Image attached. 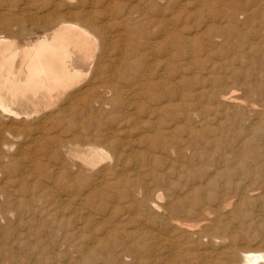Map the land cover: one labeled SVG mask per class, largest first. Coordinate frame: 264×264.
Instances as JSON below:
<instances>
[{"label": "rangeland", "instance_id": "obj_1", "mask_svg": "<svg viewBox=\"0 0 264 264\" xmlns=\"http://www.w3.org/2000/svg\"><path fill=\"white\" fill-rule=\"evenodd\" d=\"M0 1H1L0 22L7 26L6 32L5 30H0V35L1 32L5 36L9 34L8 36H10L11 38L13 37V39L17 37L16 38L17 41L21 39L19 42L22 41V38L34 39L36 37L41 36L42 29H40V27L42 22L45 20L44 17L46 15H48L47 16L48 18L52 19L51 16L54 15L53 13L56 9L57 11L59 10V13H63V12L66 13V12L75 11V8L77 7V5H75L77 4L76 2L77 0H75V2L70 1V3L67 0L65 1L64 0H56V1L28 0L30 2L25 0H0ZM91 1H92V5L90 4ZM108 1L109 0H103V1L95 0L96 2L95 3L94 0H83V3H85V8H82L83 10L76 9V12L79 15H76L74 18L71 17L72 21L74 22H80L79 19L87 15L88 17L93 16L92 18L94 20L95 19L98 20V18H100L101 20L106 21L108 28L110 25L111 27L113 26L112 29L109 28L113 35L115 33L120 34L122 32H123L122 34L126 35V37L122 35L123 37L121 36L120 40H115L117 42L116 48H115L116 42L112 41L111 46L108 48L110 51L109 53L110 55L109 57H107V59L105 58L103 60L98 58L97 60V57L100 52V48H98V50L96 51V55L93 63L95 65H98L101 62L100 63L101 65L100 64L99 65L101 66L102 70H100L101 68L98 70L96 74L97 79L94 81L92 80L94 73V69L92 67V70L88 72L89 74H87L89 77L86 75L85 79L81 80L80 83L81 86L76 88L77 90H79L77 91V93L79 92V95H81V101L77 105L78 108L75 112L76 114H74V117L72 118L73 120L75 119L74 121L76 122V124L82 127L83 130L82 134L84 137H88L92 140H95V144L98 143L97 144L98 146L107 150L108 153L110 154L112 153L111 155L109 154L111 159L109 161L104 162L105 164L104 163L99 164L97 167H95L93 172L99 170H105L108 166L109 169L113 170V172H111L113 174L107 177L106 179H104L103 183L100 184L91 183L89 181L90 179L87 172H85L83 169L78 168L77 164L71 163L68 157L63 156V154L61 153L58 154L59 152L57 148L52 144L51 140L49 139L50 136H52L53 134H54L53 136L57 135L58 128L57 127L54 128L52 124L49 122H47V124L42 126L40 122L44 120L45 114L35 115V116L29 115L26 117L24 116L23 111L18 110L17 113H19V115L15 119H12L13 122L12 125L13 127L21 130L22 138H19L21 139V141L17 139L14 142H12L13 145L9 154L0 152V159L2 165L3 166L10 165L11 168V165L13 164L16 165V167L18 168L19 167L23 168L21 166H28L29 161H32L34 159L33 161L34 163H36L37 166L36 168L34 167L33 168L30 167L31 169L29 168L32 171L30 176L26 179L25 185L28 186L30 192L23 194L24 200H22L23 202L21 207L15 211L16 213L12 212L11 216L9 217L7 216L5 218L2 217V215L0 214V264H13V263L14 264H32V263L33 264L34 263L68 264L69 261L71 264L74 263L75 264H86V263L87 264H93V263L94 264H201V263L207 264L208 262L214 263V261H216V259L218 258L217 255L220 252H239V251L253 250V249L255 250L264 249V201H263L264 199L259 198L257 201H254V203L253 201L250 202L246 199H242L238 203V205L242 203L241 206H237L235 204L237 203V196L239 195L238 194L239 190H237V186L242 187L243 189L245 188L246 190L258 189V193H260L259 195L263 196L264 194V186L261 187V183H259L258 181H257L258 184L255 183V181H253L252 183V181L245 178L244 175H239L240 173L238 172V167H237V156H235V154H237V132H238L237 128H241L243 122L252 115L250 110L252 108L255 109L257 112L256 117L260 119L261 122L264 121V117H263L264 109L263 107L261 108V106L264 105V38H263L264 35L260 34L259 32L260 29H262L260 28L261 25L264 29V20L260 21L259 19V14H262L261 12H264V0H159V1L155 0L157 2L154 3L151 2L152 0H140V1L111 0L110 2ZM127 2H128V6H126ZM115 3L118 5H116ZM119 3L120 4L124 3V4L123 5L121 4L122 5L121 6ZM14 4L17 6H15ZM39 4H43V5H39ZM53 4H55L56 6H54ZM148 5L149 6L151 5L150 7H155L154 10L153 8L148 7ZM125 6L126 8H124ZM8 8L10 10H8ZM102 9L105 10V12L107 11L108 13H105ZM128 9H130V11ZM131 10L132 11L135 10L136 11V12L134 11L135 13H137L138 11L140 12L139 14L138 13L134 14L132 13ZM118 11H120L121 13ZM102 13L104 14L102 15ZM80 14H82V16ZM1 17L3 18L1 19ZM21 17L23 18L21 19ZM47 17L46 20L50 21L51 19H48ZM229 19H231L230 22ZM15 20L18 22L19 25H21L22 31L24 32V36H19L18 34L19 32L15 30L16 29ZM136 20H138L137 22L139 23H136ZM116 21L118 23H116ZM259 21L263 22V24L259 23ZM110 22L112 24H110ZM256 22L259 24H257ZM29 23H31L30 24L31 26H29ZM135 23L136 25H134ZM117 24L119 26L120 25L122 26L119 27ZM126 30H129V32ZM255 30L257 31L255 32ZM126 40L127 41L130 40L131 44H129ZM135 40L136 41L142 40V41H140L141 43H139V41L137 43ZM162 43L163 45H161ZM121 47L122 50L124 48L123 50L124 53L121 51ZM130 47L131 48L133 47V49H131V52H130ZM114 50L119 52L117 53ZM127 51L129 54H127ZM162 51L164 52L162 53ZM256 52L257 54L259 53L258 56L255 55ZM132 53L136 55H133ZM120 54H122V56ZM119 57H121L122 60H120L121 58ZM111 58H113V60ZM96 60L97 62H95ZM134 60L135 63L132 64ZM104 64L106 65V68ZM107 65H109V67ZM212 65H214L216 69H214L215 67H213V69L211 70L210 68H212ZM216 65L219 67L218 69ZM109 70H111L112 72L111 74H113L112 75L113 77H110L111 74ZM102 71L104 72V75ZM129 71L131 72L130 74L127 73ZM239 71L241 72V74H239ZM251 71L252 73L254 72L253 74H251L252 76L250 75ZM132 74H134L135 76L134 75L132 76ZM107 75H108L107 78L109 80L106 78ZM245 75L247 79L244 78ZM121 76H125L127 79H125L124 77L121 79ZM130 76H132L133 78H131ZM249 76H251V78ZM253 77L255 78L254 80ZM112 79H115L116 82L114 83V80ZM91 81H93V83ZM90 82L92 84H90ZM84 85L87 88H85ZM258 85H260L261 87ZM98 86H100V88ZM147 86L148 88H146ZM240 86L242 87V89L237 88ZM84 89H86L87 94L86 92L84 94L81 93V91L83 92ZM88 89L90 91H88ZM93 89H95V91ZM262 89L263 91H261ZM108 90L112 92H109ZM227 90H232V92H234L235 96L238 98V101L243 104V108L241 110L239 111L236 109L233 110L232 108H228L225 110L220 105L218 101V97L223 91H227ZM216 91L217 93H215ZM247 92L250 94H248ZM171 95L174 97H172ZM110 96L112 97L114 96V97L112 98ZM197 96L199 98H197ZM246 96H247L246 98L247 100H245ZM83 97H87L88 99ZM248 97H249V101H248ZM110 98H112V100ZM256 98L257 100H255ZM188 99L190 101H188ZM91 100L92 102H90ZM103 100L104 101L108 100L110 102L105 101L104 103ZM127 101H129L130 103ZM185 101H187V103H185ZM112 102H114L113 105H110L112 104ZM84 103L87 105H85ZM93 103L95 104L93 105ZM169 103L170 105H168ZM179 103H181V105ZM191 104H195L193 105L195 107L191 106ZM104 105L106 107H104ZM258 105L260 108L258 107ZM81 106L83 107V109ZM111 106L113 109L111 108ZM173 106L178 110L182 107L184 110L181 108L177 112V109H175ZM219 106L220 108H218ZM134 107H138V108H134ZM88 108L91 110H88ZM161 109H163L162 110L163 112L161 111ZM173 109L176 111L174 112ZM192 109L193 111H191ZM214 109L215 112H213ZM105 110L107 111L104 112ZM108 110L111 111L108 112ZM182 111L185 113L187 112L186 115ZM198 111L201 114H199ZM236 111L239 114H237ZM93 113L94 116L95 115L97 116L94 117ZM182 113L187 117H185ZM166 116L168 117L166 118ZM93 119L95 121L98 119L97 121L99 122H96L95 124V122H93L94 121ZM204 120L206 122H204ZM83 121H86V123L84 122L85 123L84 124ZM89 124L90 126H88ZM201 124L204 125L202 126ZM236 124H238V126H236ZM52 129L53 132L51 131ZM95 129H97V131ZM161 133L163 135L159 136ZM140 134L142 135V137L140 136ZM156 134L158 135L156 136ZM164 134L166 135V137ZM243 134H245V132H243ZM220 135H222L221 138ZM38 136L39 138H41V140L39 139V141L34 142L33 140ZM111 137L114 138L116 141L113 142L114 139H112ZM201 138L203 140H206L207 142L206 141L203 142ZM256 138L257 137L252 136V141L253 140L254 141L251 143L254 145L261 144V142ZM108 139L112 140L111 143L110 140L108 141ZM4 141L5 140H2L1 142ZM49 145H50V149H49ZM246 146H244V150H243L244 152L248 151V150L246 151V149H248V144ZM21 148L22 150H20ZM232 153L233 155H231ZM123 154L124 156H122ZM117 156L119 157L118 161L116 160ZM4 157H7L8 161L6 160L7 158L5 159ZM216 157L219 161L216 159ZM18 159L20 161H18ZM54 160L55 162H53ZM243 161L246 163V166L250 165L248 168H250L251 172L254 173L256 179L259 178L260 180H262V177L264 179L263 165H261L260 163L258 164L253 163L255 161L251 160L250 158H247L246 160V157H244ZM70 163L73 166H71ZM118 163L120 165H118ZM47 166L49 168H47ZM134 166H136L137 168ZM217 166L219 167L217 168ZM52 167H54V169H51ZM56 167L60 169L57 170L55 169ZM70 167H72L71 168L72 171ZM74 169H76V171ZM259 170L262 171L260 172ZM56 171L59 172L60 174L59 173L55 174ZM190 171L193 172L191 173ZM204 171L206 172V174ZM67 174L72 175L76 178L74 193L63 192L62 190H60V186L59 185L57 186L56 184L55 186H53L54 183L52 178L59 179L63 176H66ZM215 174H219V175H215ZM225 175L227 178H225ZM9 176L13 178L14 174L9 173ZM221 176H222V180H220ZM191 177H193L192 178L193 180H191ZM115 179H117L118 181ZM44 182L46 183V185ZM130 182H132V185L129 184ZM229 182L231 183L233 182L232 185L234 183L235 184L231 186ZM220 185L222 188H220ZM13 186L16 187V184ZM43 186L48 187L49 190L46 191L47 189L44 188ZM42 187L44 188V190L41 191L40 193H37V189ZM226 188H230L231 190L230 189L226 190ZM89 189H91V191ZM172 189L174 191H172ZM190 191H192L193 194ZM225 191L227 193H225ZM30 193L42 197L40 199V203L35 202L31 204V207L34 208V209L32 208V211L28 209L29 204L27 201L28 200L27 197L29 196ZM97 193H99V196L95 195ZM92 194H94L95 196ZM148 194L150 196H148ZM156 195H160L161 199L154 200L153 197H155ZM166 196L168 199L166 198ZM198 196L200 197L197 198ZM63 197L65 201L62 200ZM193 197H195L198 201L195 198L193 199ZM232 197L236 199H234L233 201ZM82 198L84 200H82ZM220 199H222V201ZM153 200L157 201L156 203L162 206L163 208L164 207L168 208L170 212L169 213L170 217L169 216L167 217L166 215L164 216L163 214H161L162 212L160 211L156 212L155 210L154 211L151 210L147 205L149 202L146 201H153ZM143 201L145 203H143ZM196 201L198 204L196 203ZM192 202L194 203L192 204ZM63 204H65V206ZM174 204L175 207L173 206ZM204 204L207 205L205 206ZM198 205L200 207H197ZM248 205L251 208L248 207ZM217 207L221 208V210ZM75 208L76 209L78 208L77 209L78 213L80 212L78 216L80 215V217L77 216L75 218L74 215L71 213L73 212V210H75ZM48 209L49 211H47ZM150 210L153 211L154 213H152ZM187 210H189V212ZM175 211L177 212V214ZM198 213L201 214V216L198 215ZM232 213L234 215L233 217H232ZM33 214L35 215L33 216ZM40 214L43 215L42 218ZM166 217L167 219L169 218L168 221ZM217 217H219L220 219ZM206 218L211 220H209L208 222L206 221ZM76 223L81 224V228H80L81 232L80 231L78 232V234L79 235L81 234V236L79 235L76 236L75 234ZM176 223L178 224V226H175ZM53 224L56 226H54ZM101 225L102 228L104 229L106 227L105 229L106 231L108 229V231L111 232L112 235L114 234L113 236L115 237V239H112L113 245L110 248L109 247L103 248V246L99 247L101 243H99L98 245L97 243L94 244V242H92L93 240L96 241L102 239L100 233L104 229L101 228ZM48 229L52 232H50ZM46 231H48L49 233ZM51 234L53 235V237ZM83 239L85 240L82 241ZM219 239L222 240L220 241ZM81 241L83 242L82 244L80 243ZM41 244H43V246H41ZM87 244L89 246H87ZM54 245L56 246V248L54 247ZM91 245L93 246L95 245V246L93 247ZM67 249H69V252H67ZM216 251L219 253L216 254L217 253ZM29 254H32V256ZM53 256L55 257L52 258ZM69 256L70 258H68ZM39 257L41 258L38 259ZM34 260L36 262H33ZM92 260L94 261L92 262Z\"/></svg>", "mask_w": 264, "mask_h": 264}, {"label": "bare ground", "instance_id": "obj_2", "mask_svg": "<svg viewBox=\"0 0 264 264\" xmlns=\"http://www.w3.org/2000/svg\"><path fill=\"white\" fill-rule=\"evenodd\" d=\"M25 1H28V0H25ZM33 1V0H32ZM38 1V0H37ZM56 1V0H55ZM65 1V0H64ZM69 1H74L75 0H67ZM103 1V0H102ZM111 0H109L108 2H110ZM140 1V0H138ZM137 1V3H138ZM159 1V0H158ZM1 2V1H0ZM30 2V1H28ZM61 2V1H60ZM77 4V7L75 8V11L73 12H66V13H59V10L57 11V9L54 11V15H52V19L51 18H48L46 15L44 18L45 20L42 22L41 24V27L40 29H42V35L39 36V37H36L34 39H30V38H22V41L19 42L17 41V37L15 39H13V37L11 38L10 36H5L3 35V33L1 32V35H0V152L2 153H5V154H9L11 148H12V142H14L15 140H20L19 138H22V134H21V130L13 127L12 125V119H15L19 113L18 110H21L23 111L24 113V116H29V115H43L45 114V118L42 122H40L42 124V126H44L45 124H47V122L51 123L52 126L55 128L57 127V135L55 136H50V140L52 142V144L57 148L58 150V154H63V156H66L69 158L70 162L71 163H75L78 165V168L80 169H83L85 172H87L88 176H89V181L91 183H94V184H100V183H103V180L106 179L107 177L111 176L113 173V170L109 169V167L107 165V168L105 170H99V171H96V172H93V170L95 169V167H97L99 164L101 163H104L106 161H109L111 159L110 153L107 152V150H105L104 148L98 146L96 143L95 144V140H92L88 137H84L83 136V130H82V127L79 126L78 124H76V122L73 120L72 117H74V114H76V110H77V105L79 104V102L81 101V95H79V92L77 93V90L76 88H78L79 86H81V80L85 79L86 75L89 74L88 72L92 70V67L94 69V73H93V77H92V80H96V74L98 72V70L101 68V62L98 64V65H95L93 62H94V58H95V55H96V51L98 50V48H100V52H99V55L97 57V60L98 58L99 59H107V57H109V47L111 46V43L112 41H115V40H120L121 39V36H125L124 34L120 33V34H117L115 33L114 35L111 33L110 29L109 28H113V26L111 27L110 24H112L110 22V26L109 28L107 27V23L106 21L104 20H101L100 18H98V20H94L92 17H88L87 16H84L82 18H80V22H74L72 21V18L71 17H75L76 15H79L77 12H76V9L78 10H81L82 8H85V3H83V0H77L76 1ZM85 2V1H84ZM95 2V0H94ZM113 2V1H112ZM151 2H157L155 0H152ZM25 3V2H24ZM42 3H45V2H42ZM47 3V2H46ZM49 3V2H48ZM96 3V2H95ZM114 3V2H113ZM130 3V2H129ZM132 3V2H131ZM142 3V2H141ZM150 3V1H149ZM11 4V3H10ZM27 4V3H26ZM38 4V3H37ZM92 5V1L90 3ZM99 4V3H98ZM101 4V3H100ZM103 4V3H102ZM105 4V3H104ZM109 4V3H108ZM116 4V3H115ZM120 4V3H119ZM122 4V3H121ZM120 4V5H121ZM124 4V3H123ZM122 4V5H123ZM159 4V3H158ZM15 5V4H14ZM23 5V4H22ZM21 5V6H22ZM36 5V4H35ZM39 5H43V4H39ZM48 5V4H46ZM54 6H56L55 4H53ZM87 5V4H86ZM96 5V4H95ZM118 5V4H116ZM121 5V6H122ZM17 6V5H15ZM38 6V5H37ZM50 6V5H49ZM60 6V5H58ZM57 6V7H58ZM62 6V5H61ZM71 6V5H70ZM114 6V5H113ZM128 6V2H127V5ZM126 6L124 8H126ZM132 6V5H131ZM151 6V5H150ZM148 5V7H150ZM9 7V6H7ZM29 7V6H28ZM27 7V9H28ZM33 7V6H32ZM31 7V8H32ZM39 7V6H38ZM107 7V6H106ZM112 7V6H111ZM46 8V7H44ZM65 8V7H64ZM94 8V7H93ZM132 8V7H131ZM134 8V7H133ZM150 8H154L155 7H150ZM157 8V7H156ZM19 9V8H18ZM21 9V8H20ZM26 9V8H25ZM39 9V8H38ZM43 9V8H42ZM53 9V8H52ZM109 9V8H108ZM119 9V7H118ZM117 9V10H118ZM121 9V8H120ZM136 9V8H135ZM1 10V9H0ZM5 10V9H4ZM8 10H10L8 8ZM40 10V9H39ZM54 10V9H53ZM52 10V11H53ZM83 10V9H82ZM93 10V9H92ZM96 10V9H95ZM103 10V9H102ZM101 10V11H102ZM124 10V9H123ZM130 11V9H128ZM33 11V10H31ZM105 12V10H103ZM125 11V10H124ZM128 11V12H129ZM132 11V10H131ZM135 10L132 11V13L134 14H139L140 11H138L137 13L134 12ZM145 11V10H144ZM28 12V11H27ZM62 12V11H61ZM94 12V11H93ZM98 12V11H97ZM120 12V11H118ZM4 13V12H3ZM9 13V12H8ZM34 13V12H33ZM45 13V12H44ZM81 13V12H80ZM105 13H108L107 11ZM121 13V12H120ZM148 13V12H147ZM254 13V12H253ZM262 14H259V19L260 21L261 20H264V12H261ZM6 14V13H5ZM30 14V13H29ZM94 14V13H92ZM98 14V13H97ZM100 14V13H99ZM104 13H102L103 15ZM2 15V14H1ZM36 15V14H34ZM45 15V14H43ZM42 15V16H43ZM82 16V14H80ZM86 15V14H85ZM124 15V14H123ZM122 15V17H123ZM133 15V14H132ZM29 16V15H28ZM135 16V15H134ZM226 16V15H225ZM229 16V15H228ZM253 16V15H252ZM33 17V15H32ZM38 17V16H37ZM46 17L48 19H51L50 21L46 20ZM109 17V16H107ZM121 17V16H120ZM232 17V16H231ZM3 17H1L2 19ZM14 18V17H13ZM23 17H21L22 19ZM36 18V16H35ZM39 18V17H38ZM78 18V17H77ZM138 18V17H137ZM226 18V17H225ZM15 19V18H14ZM18 19V18H17ZM20 19V18H19ZM31 19V18H30ZM110 19V18H109ZM108 19V20H109ZM124 19V18H123ZM134 19V18H133ZM136 19V17H135ZM25 20V18H24ZM43 20V19H41ZM101 20V21H100ZM127 20V19H126ZM139 20V19H138ZM138 20H136V23H139L137 22ZM142 20V18H141ZM228 20V19H227ZM9 21H12V20H9ZM16 21V20H15ZM31 21V20H29ZM120 21V20H119ZM131 21V20H130ZM231 21V19H229V22ZM261 24H263V22H260ZM8 22V21H7ZM129 22V21H128ZM127 22V23H128ZM146 22V21H145ZM226 22V20H225ZM228 22V21H227ZM251 22V21H250ZM16 31L19 32V36H24V32L22 31V27L21 25L18 24V22L16 21ZM23 23V22H22ZM109 23V22H108ZM116 23H118L116 21ZM121 23V22H120ZM119 23V24H120ZM127 23H124V24H127ZM136 23L134 25H136ZM149 23V22H148ZM257 23V22H256ZM255 23V24H256ZM257 23V24H259ZM31 23H29V26ZM34 24V23H33ZM32 24V25H33ZM131 24V23H130ZM129 24V25H130ZM14 25V24H12ZM118 25V24H117ZM122 25H123V22H122ZM122 25H118L119 27H121ZM159 25V24H158ZM162 25V24H161ZM171 25V24H170ZM28 26V25H27ZM131 26V25H130ZM169 26V25H168ZM231 26V25H230ZM259 26V25H258ZM6 25H4L3 23L0 22V30H5L6 32ZM136 27V26H135ZM260 27V26H259ZM258 27V28H259ZM131 28V27H129ZM154 28V27H153ZM169 28V27H168ZM256 28V27H255ZM262 29H260V34L264 35V29L261 25ZM28 29V28H27ZM35 29V28H34ZM33 29V30H34ZM128 29V28H126ZM147 29V28H145ZM228 29V28H227ZM241 29V28H240ZM253 29V28H252ZM31 30V29H30ZM116 30V29H115ZM123 30V28H122ZM129 30H132V29H129ZM129 30H126L129 32ZM15 31V32H16ZM119 31V30H118ZM141 31V30H140ZM170 31V30H169ZM257 30H255L256 32ZM4 32V31H3ZM8 32V31H7ZM127 32V33H128ZM258 32V33H259ZM37 33V32H36ZM39 33V32H38ZM114 33V32H113ZM223 33V32H222ZM136 34V33H135ZM35 35V34H34ZM37 35V34H36ZM133 35V34H132ZM28 36V35H27ZM122 36V37H123ZM131 36V35H130ZM237 36V35H236ZM128 37V36H127ZM233 37V36H232ZM218 38V37H217ZM224 38V37H223ZM264 38V37H263ZM124 39V38H123ZM122 39V40H123ZM174 39V38H173ZM128 40V39H127ZM126 40V41H127ZM184 40V39H183ZM215 40V39H213ZM263 40V39H262ZM136 41V40H135ZM139 41V40H138ZM138 41H136L138 43ZM142 41V40H140ZM139 41V43H141ZM157 41V40H156ZM188 41V40H187ZM116 42V41H115ZM119 42V41H118ZM129 44L130 43V40L127 41ZM133 42V41H132ZM145 42V41H144ZM121 43V42H120ZM148 43V42H147ZM170 43V42H169ZM181 43V42H180ZM179 43V44H180ZM116 44L117 42L115 43V48H116ZM135 44V42H134ZM114 45V44H113ZM138 45V44H137ZM142 45V44H141ZM147 45V44H146ZM163 45V43L161 44ZM130 46V45H129ZM140 46V45H139ZM137 46V47H139ZM213 46V45H212ZM134 47V46H133ZM133 47L131 48L130 47V52H131V49H133ZM142 47V46H141ZM148 47V46H147ZM114 48V49H115ZM119 48V47H117ZM126 48V47H125ZM128 48V47H127ZM135 48V47H134ZM195 48V47H194ZM200 48V47H199ZM137 49V48H136ZM148 49V48H147ZM112 50V48H111ZM116 50V49H115ZM114 50V51H115ZM120 50V49H119ZM124 50V48H123ZM122 50V47H121V51L123 52ZM126 50V49H125ZM135 50V49H134ZM253 51V50H252ZM117 52V51H115ZM114 52V53H115ZM119 52V51H118ZM117 52V53H118ZM133 52V51H132ZM160 52V51H159ZM164 51H162L163 53ZM121 53V52H120ZM124 53V52H123ZM138 53V52H137ZM142 53V52H141ZM152 53V52H150ZM127 54L128 51H127ZM127 54H124V55H127ZM133 54V53H132ZM149 54V53H148ZM169 54V53H168ZM113 55V53H112ZM115 55V54H114ZM122 56V54H120ZM119 55V56H120ZM131 55V54H130ZM128 55V56H130ZM133 55H136V54H133ZM141 55V54H140ZM247 55V54H246ZM253 55V54H252ZM256 56L259 55V53L257 54V52L255 53ZM132 56V55H131ZM153 56V55H152ZM151 56V57H152ZM118 57V56H117ZM126 57V56H125ZM135 57V56H134ZM141 57V56H139ZM147 57V56H146ZM121 58V57H119ZM133 58V57H132ZM247 58V56H246ZM254 58V57H253ZM258 58V57H257ZM113 60V58H111ZM116 59V58H115ZM118 59V58H117ZM141 59V58H140ZM250 59V58H249ZM97 60L95 62H97ZM122 60V58L120 59ZM136 60V59H135ZM135 60L132 64L135 63ZM149 60V59H148ZM184 60V59H183ZM236 60V59H235ZM100 61V60H99ZM143 61V60H142ZM254 61V59H253ZM108 62V61H107ZM105 62V63H107ZM110 62V61H109ZM130 62V61H129ZM128 62V63H129ZM122 63V61H121ZM140 63V62H139ZM143 63V62H141ZM138 64V63H137ZM213 64V63H212ZM252 64V63H251ZM103 65V64H102ZM105 65V64H104ZM118 65V64H117ZM130 65V64H129ZM141 65V64H140ZM139 65V66H140ZM145 65V64H144ZM224 65V64H223ZM222 65V67H223ZM109 67V65H107ZM167 66V65H166ZM165 66V67H166ZM217 66V65H216ZM221 66V65H219ZM241 66V65H240ZM103 67V66H102ZM111 67V66H110ZM118 67V66H116ZM128 67V66H127ZM144 67V66H143ZM213 67H215L214 65H212V68H210L211 70L213 69ZM105 68H106V65H105ZM123 68V67H122ZM219 67L217 66V69ZM117 69V68H116ZM121 69V67H120ZM131 69V68H130ZM145 69V68H144ZM216 69V67L214 68ZM102 70V68L100 69ZM128 70V69H127ZM126 70V71H127ZM255 70V69H254ZM257 70V69H256ZM104 71V70H103ZM102 71V72H103ZM110 71V74L112 73L111 70ZM135 71V70H134ZM137 71V70H136ZM139 71H142V70H139ZM153 71V70H152ZM248 71V70H247ZM253 71V70H252ZM251 71L250 75L253 74ZM260 71V70H259ZM118 72V71H117ZM120 72V71H119ZM246 72V71H245ZM101 73V72H100ZM107 73V72H106ZM109 73V72H108ZM127 73H131L130 71L127 72ZM163 73V72H162ZM238 73V72H237ZM257 73V72H256ZM255 73V74H256ZM117 74V73H116ZM115 74V75H116ZM147 74V73H146ZM239 74H241V72L239 71ZM260 74V73H259ZM101 75V74H99ZM98 75V76H99ZM103 75H104V72H103ZM113 74H111L110 77H113L112 76ZM125 75V73H124ZM134 74H132L133 76ZM88 76V75H87ZM117 76V75H116ZM129 76V75H128ZM132 76H130L131 78H133ZM135 76V75H134ZM243 76V75H242ZM252 76V75H251ZM251 76H249L251 78ZM89 77V76H88ZM108 77V75L106 76V78ZM115 77V76H114ZM125 78L127 79L125 76H121V79L122 78ZM238 77V75H237ZM255 77V76H254ZM253 77V80L255 79ZM258 77H261V76H258ZM257 77V78H258ZM116 78V77H115ZM204 78V77H203ZM246 78V75L245 77ZM256 78V79H257ZM108 79V78H107ZM111 79V78H110ZM120 79V78H119ZM120 79V80H121ZM149 79V78H148ZM240 79V78H239ZM247 79V78H246ZM88 80V79H87ZM90 80V79H89ZM109 80V79H108ZM107 80V81H108ZM114 80V83L116 82L115 79H112ZM124 80V79H123ZM142 80V79H141ZM145 80V79H144ZM245 80V79H244ZM262 80V79H261ZM101 81H104V80H101ZM118 81V80H117ZM136 81V80H135ZM256 81V80H255ZM254 81V82H255ZM93 83V81H91ZM90 82V84H92ZM138 82V81H137ZM148 82V81H147ZM223 82V81H222ZM221 82V83H222ZM247 82V81H246ZM257 82V81H256ZM84 83V82H83ZM87 83V82H86ZM89 83V82H88ZM97 83V82H96ZM132 83V82H131ZM224 83V82H223ZM240 83V82H239ZM253 83V82H252ZM128 84V83H127ZM247 84V83H246ZM100 85V84H99ZM102 85V84H101ZM104 85V84H103ZM245 85V84H244ZM243 85V87H244ZM253 85V84H252ZM85 86V85H84ZM89 86V85H88ZM92 86V85H91ZM112 86V85H111ZM128 86V85H127ZM206 86V85H205ZM239 86V85H238ZM260 86V85H258ZM262 86V84H261ZM260 86V87H261ZM96 87V86H95ZM100 88V86H98ZM110 87V86H109ZM124 87V86H123ZM247 87V86H246ZM85 88H87L85 86ZM92 88V87H91ZM103 88V87H101ZM106 88V87H105ZM115 88H118V87H115ZM114 88V90H115ZM134 88V87H133ZM142 88V87H141ZM148 88V86L146 87ZM150 88V87H149ZM209 88V87H208ZM212 88V86H211ZM214 88V87H213ZM224 88V87H223ZM226 88V87H225ZM237 88H241L242 87H237ZM251 88H254V87H251ZM128 89V88H127ZM138 89H139V86H138ZM143 89V88H142ZM145 89V88H144ZM152 89V88H151ZM169 89V88H168ZM232 89V88H231ZM95 91V89H93ZM98 90V89H97ZM117 90V89H116ZM226 90V89H225ZM239 90V89H238ZM88 91H90L88 89ZM109 92H112L110 90H108ZM121 91V90H120ZM172 91V90H171ZM209 91V90H208ZM234 91V90H233ZM236 91V90H235ZM248 91V89H247ZM251 91V90H250ZM263 91V89L261 90ZM87 94V91L86 89H84V91L81 93H85ZM91 92H92V89H91ZM210 92V91H209ZM253 92V91H252ZM258 92V91H257ZM141 93V92H140ZM149 93V92H148ZM171 93V92H170ZM213 93V92H212ZM217 93V91L215 92ZM248 93V92H247ZM255 93V92H254ZM253 93V94H254ZM106 94V93H105ZM250 94V93H248ZM119 95V94H118ZM130 95V94H129ZM135 95V94H134ZM211 95V94H210ZM93 96V95H92ZM90 96V97H92ZM100 96V95H99ZM136 96V95H135ZM172 96V95H171ZM195 96V95H194ZM250 96V95H249ZM89 97V96H88ZM112 97V96H110ZM114 97V96H113ZM112 97V98H113ZM174 97V96H172ZM256 97V95H255ZM259 97V96H257ZM83 98H87V97H83ZM82 98V99H83ZM112 98H110L112 100ZM197 98H199L197 96ZM216 98V97H215ZM247 96L245 97V100ZM88 99V98H87ZM100 99V98H99ZM98 99V100H99ZM119 99V98H118ZM132 99V98H131ZM134 99V98H133ZM136 99V98H135ZM153 99V98H152ZM190 99V98H189ZM188 99V101H190ZM263 99V98H261ZM97 100V99H96ZM109 100V99H108ZM108 100H105L107 102H110ZM117 100V99H116ZM130 100V98H129ZM154 100V99H153ZM152 100V101H153ZM186 100V99H185ZM257 100V98L255 99ZM104 101V100H103ZM104 101V103H105ZM157 101V100H156ZM218 101L220 103V105L226 110L228 108H232L233 110L236 109V110H241L243 108V104L241 102L238 101V98L235 96L234 92H232V90H227V91H223L219 97H218ZM244 101V100H243ZM248 101H249V97H248ZM263 101V100H262ZM92 102V100L90 101ZM102 102V101H101ZM106 102V103H107ZM116 102V101H115ZM120 102V101H119ZM129 102V101H127ZM169 102V101H168ZM181 102V101H180ZM193 102V101H192ZM247 102V101H245ZM260 102V100H259ZM258 102V103H259ZM114 102H112V104L110 105H113ZM130 103V102H129ZM184 103V102H183ZM185 103H187V101H185ZM184 103V104H185ZM217 103V102H216ZM251 103V102H250ZM257 103V102H256ZM81 104V103H80ZM85 104V103H84ZM95 103H93L94 105ZM128 104V103H127ZM133 104V103H132ZM181 105V103H179ZM190 104V103H188ZM263 104V103H262ZM261 104V105H262ZM87 105V104H85ZM91 105V104H89ZM126 105V104H125ZM135 105V104H134ZM170 105V103L168 104ZM172 105V104H171ZM195 104H191V106H193ZM196 105H199V104H196ZM245 105V104H244ZM257 105V104H256ZM115 106V105H114ZM128 106V105H127ZM136 106V105H135ZM150 106V105H149ZM188 106V105H187ZM82 107V106H81ZM87 107V106H85ZM99 107V106H98ZM97 107V108H98ZM104 107H106L104 105ZM174 107V106H173ZM179 107V106H177ZM190 107V106H189ZM195 107V106H193ZM217 107V106H216ZM259 107V105H258ZM263 107L264 109V105L261 106V108ZM112 108V106H111ZM116 108V107H115ZM119 108V107H118ZM134 108H138V107H134ZM160 108V107H159ZM175 108V107H174ZM182 108V107H181ZM180 108V109H181ZM220 108V106L218 107ZM260 108V107H259ZM83 109V107H82ZM107 109V108H106ZM113 109V108H112ZM129 109V108H128ZM127 109V110H128ZM143 109V108H142ZM149 109V108H148ZM151 109V108H150ZM155 109V108H154ZM172 109V108H171ZM177 109V108H175ZM179 109V110H180ZM183 109V108H182ZM191 109V108H190ZM216 109V108H215ZM215 109L213 110V112H215ZM258 109V108H257ZM81 110V109H80ZM88 110H91L88 108ZM104 110V108H103ZM126 110V109H125ZM136 110V109H135ZM140 110V108H139ZM138 110V111H139ZM157 110V109H156ZM163 109H161L162 111ZM165 110V109H164ZM174 110V109H173ZM177 109V112L179 111ZM184 110V109H183ZM189 110V109H188ZM217 110V109H216ZM222 110V109H221ZM86 111V110H85ZM84 111V112H85ZM107 110H105L104 112H106ZM111 111V110H110ZM108 110V112H110ZM144 111V110H143ZM142 111V112H143ZM154 111V110H153ZM176 110H174L175 112ZM193 111V109L191 110ZM220 111V110H219ZM90 112V111H89ZM107 112V113H108ZM129 112V111H128ZM136 112V111H135ZM141 112V114H142ZM163 112V111H162ZM165 112V111H164ZM173 112V113H174ZM183 112V111H182ZM218 112V111H216ZM227 112V111H226ZM250 112L252 113V115L247 118L241 128H237V154H235V156H237V167H238V172L240 173L239 175H244L245 178H247L248 180L252 181H255V183H257V181L259 183H261V187L264 186V179L262 177V180H260L259 178L256 179L255 176H254V173L251 172L250 168H248L250 165L246 166V163L243 161L244 160V157H246V160L247 158H250L251 160L255 161L253 163L255 164H258L260 163L261 165L264 166V121L261 122L260 119H258L256 117L257 115V112L255 109H251ZM103 113V111H102ZM118 113V112H117ZM126 113V112H125ZM146 113V112H145ZM144 113V114H145ZM185 115L186 113L183 112ZM182 113V114H183ZM199 113V111H198ZM237 113V111H236ZM235 113V114H236ZM241 113V112H240ZM263 113V112H262ZM88 114V113H87ZM91 114V113H90ZM109 114V113H108ZM122 114H123V111H122ZM165 114V113H164ZM183 114V115H184ZM201 114V113H199ZM198 114V115H199ZM239 114V113H237ZM101 115V114H100ZM104 115V114H103ZM140 115V114H139ZM146 115V114H145ZM168 115V114H167ZM171 115V114H170ZM184 115V116H185ZM188 115V114H187ZM230 115V114H229ZM243 115V114H242ZM90 116V115H89ZM93 116H94V113H93ZM97 116V115H95ZM94 116V117H95ZM99 116V115H98ZM114 116V115H113ZM126 116V115H125ZM189 116V115H188ZM222 116V115H220ZM231 116V115H230ZM111 117V116H110ZM109 117V118H110ZM117 117V115H116ZM124 117V116H123ZM122 117V118H123ZM145 117V116H144ZM168 116H166L167 118ZM187 117V116H185ZM226 117V116H225ZM228 117V115H227ZM238 117V116H237ZM264 117V115H263ZM82 118V117H81ZM120 118V117H119ZM125 118V117H124ZM136 118V117H134ZM172 118V117H171ZM192 118V117H191ZM198 118V117H197ZM206 118V117H205ZM41 119V117H40ZM92 119V117H91ZM96 119V118H95ZM102 119V118H101ZM113 119V117H112ZM241 119V118H240ZM21 120V119H20ZM25 120V119H24ZM34 120V119H33ZM38 120V119H37ZM94 120V119H93ZM92 120V121H93ZM98 120V119H97ZM93 121L95 122H99V121ZM187 120V119H186ZM31 121V120H29ZM28 121V122H29ZM35 121V120H34ZM82 121V120H81ZM91 121V122H92ZM147 121V119H146ZM242 121V120H241ZM27 122V121H26ZM86 123V121H83V123ZM101 122V121H100ZM124 122V121H123ZM137 122V121H136ZM167 122V121H166ZM172 122V121H170ZM191 122V121H190ZM204 122H206L204 120ZM80 123V122H79ZM82 123V122H81ZM84 123V124H85ZM109 123V122H108ZM196 123V122H195ZM237 123V122H236ZM240 123V121H239ZM102 124V123H101ZM127 124V123H126ZM139 124V122H138ZM155 124V123H154ZM153 124V125H154ZM157 124V122H156ZM169 124V123H168ZM38 125V124H37ZM81 125V124H80ZM104 125V124H103ZM121 125V124H120ZM133 125V124H132ZM202 126L204 124H201ZM90 126V124L88 125ZM174 126V125H173ZM201 126V127H202ZM236 126H238V124H236ZM95 127V126H94ZM99 127V126H98ZM97 127V128H98ZM154 127V126H153ZM152 127V128H153ZM234 127V126H233ZM19 128V127H18ZM41 128V127H40ZM140 128V127H138ZM159 128V127H158ZM164 128V127H162ZM24 129V128H23ZM103 129V128H102ZM145 129V128H143ZM154 129V128H153ZM152 129V130H153ZM187 129V128H186ZM25 130V129H24ZM48 130V129H47ZM97 131V129H95ZM100 130V129H99ZM98 130V131H99ZM142 130V129H141ZM147 130V129H146ZM199 130V129H198ZM236 130V129H235ZM53 132V129L51 130ZM93 131V130H92ZM102 131V130H101ZM121 131V130H120ZM143 131V130H142ZM225 131V130H224ZM227 131V130H226ZM41 132V130H40ZM49 132V131H48ZM86 132V131H85ZM117 132V131H116ZM119 132V131H118ZM147 132V131H146ZM162 132H165V131H162ZM197 132V130H196ZM243 132H245V134H243ZM51 133V132H50ZM87 133V132H86ZM89 133V132H88ZM107 133V132H106ZM169 133V132H168ZM167 133V134H168ZM171 133V132H170ZM221 133V132H220ZM219 133V134H220ZM42 134V132H41ZM112 134V133H111ZM121 134V132H120ZM154 134V133H153ZM198 134V133H197ZM196 134V135H197ZM233 134V133H232ZM235 134V133H234ZM104 135V134H103ZM158 134H156L157 136ZM163 135L162 133L159 135L161 136ZM165 135V134H164ZM170 135V134H169ZM189 135V134H188ZM192 135V134H191ZM202 135V134H201ZM37 136V135H36ZM140 136L142 137V135L140 134ZM147 136V135H146ZM158 136V137H159ZM184 136V135H183ZM195 136V135H194ZM199 136V135H198ZM222 135H220V138H221ZM252 136L253 137H257L256 139L259 140L261 142V144L259 145H254L252 144L251 142L252 141ZM45 137V136H44ZM110 137V136H109ZM144 137V135H143ZM166 137V135H165ZM164 137V138H165ZM189 137V136H188ZM196 137V136H195ZM200 137V136H199ZM229 137V136H228ZM236 137V136H235ZM112 138V137H111ZM110 138V139H111ZM192 138V136H191ZM211 138V136H210ZM39 139L41 140V138H39V136L37 138H35L33 141L34 142H37L39 141ZM43 139V137H42ZM107 139V138H106ZM108 139V141L110 140ZM114 139V138H112ZM139 139V138H138ZM188 139V138H187ZM200 139V138H199ZM202 139V138H201ZM209 139V138H208ZM225 139V137H224ZM232 139V138H231ZM235 139V138H234ZM2 140H5L4 142H1ZM97 140V139H96ZM99 140V139H98ZM104 140V139H103ZM125 140V139H124ZM162 140V138H161ZM203 140V139H202ZM201 140V141H202ZM217 140V139H216ZM215 140V141H216ZM47 141V140H46ZM112 140H110V143H111ZM116 141L115 139L113 140V142ZM192 141V140H191ZM206 141V140H203V142ZM222 141V139H221ZM224 141V140H223ZM226 141V140H225ZM232 141V140H231ZM49 142V141H48ZM112 142V143H113ZM123 142V141H122ZM207 142V141H206ZM210 142V141H209ZM258 142V141H257ZM19 143V142H18ZM30 143V142H29ZM100 143V142H99ZM109 143V142H108ZM118 143V142H117ZM198 143V142H197ZM220 143V142H219ZM218 143V144H219ZM236 143V142H235ZM25 144V143H24ZM39 144V143H38ZM43 144V143H42ZM46 144V143H45ZM195 144V143H194ZM248 144V149H246L247 152H244V146H246ZM106 145V143H105ZM128 145V144H127ZM131 145V144H130ZM217 145V144H216ZM33 146V145H32ZM38 146V145H37ZM44 146V145H43ZM46 146V145H45ZM189 146V145H188ZM223 146V144H222ZM225 146V145H224ZM23 147V145H22ZM26 147V145H25ZM41 147V146H40ZM107 147V146H106ZM128 147V146H127ZM148 147V146H147ZM151 147V146H150ZM155 147V146H154ZM209 147V146H208ZM213 147V146H212ZM220 147V146H219ZM232 147V146H231ZM247 147V146H246ZM31 148V147H30ZM44 148V147H42ZM215 148V146H214ZM224 148V147H223ZM24 149V147H23ZM40 149V148H39ZM49 149H50V145H49ZM14 150V149H13ZM22 150V148L20 149ZM26 150V149H25ZM36 150V148H35ZM123 150V149H121ZM47 151V150H46ZM112 151V150H111ZM155 151V149H154ZM213 151V149H212ZM215 151V150H214ZM225 151V150H224ZM232 151V150H230ZM40 152V151H39ZM45 152V151H44ZM56 152V151H55ZM136 152V151H135ZM14 153V151H13ZM25 153V152H23ZM36 153V152H35ZM50 153V151H49ZM53 153V152H52ZM120 153V152H119ZM122 153V152H121ZM194 153V152H193ZM230 153V152H229ZM34 154V153H33ZM110 154V155H109ZM130 154V153H129ZM146 154V153H145ZM212 154V153H211ZM221 154V153H220ZM226 154V153H224ZM21 155V153H20ZM52 155V154H51ZM119 155V154H117ZM134 155V154H133ZM147 155V154H146ZM233 155V153L231 154ZM8 156V155H7ZM10 156V155H9ZM33 156V155H31ZM50 156V155H49ZM121 156V154H120ZM124 156V154L122 155ZM220 156V155H218ZM51 157V156H50ZM65 157V158H66ZM5 159L7 157H4ZM22 158V157H21ZM31 158V157H30ZM219 158V157H218ZM20 159V158H19ZM18 159V161H20ZM36 159V158H35ZM49 159V157H48ZM119 157L117 156L116 160L118 161ZM122 159V158H121ZM217 159V157H216ZM214 159V160H216ZM234 159V158H232ZM8 161V158L6 159ZM5 160V161H6ZM34 160V159H33ZM29 161V164L28 166H21L23 168H18L16 167V165H11V168H10V165H2V162H1V159H0V176H1V179H0V214L2 215V217H9L11 216V213L12 212H15L16 210H18L21 205H22V200H24V196L23 194L24 193H29L30 190L28 188V186L25 185V181L26 179L30 176L31 174V171L30 170L31 168H36V163H34V161ZM45 160V159H44ZM113 160V159H112ZM129 160V159H128ZM212 160V159H211ZM218 160V159H217ZM226 160V159H225ZM236 160V158H235ZM13 161V160H12ZM57 161V160H56ZM219 161V160H218ZM51 162V161H50ZM55 162V160L53 161ZM115 162V161H114ZM135 162V161H134ZM150 162V161H149ZM233 162V160H232ZM6 163V162H5ZM45 163V162H44ZM57 163V162H56ZM69 163V162H68ZM70 163V165H71ZM109 163V162H108ZM113 163V162H111ZM122 163V162H121ZM130 163V162H129ZM136 163V162H135ZM19 164V163H18ZM21 164V163H20ZM105 164V163H104ZM107 164V163H106ZM116 164V163H115ZM183 164V163H182ZM181 164V165H182ZM251 164V163H250ZM254 164V165H255ZM48 165V164H47ZM117 165V164H116ZM118 165H120L118 163ZM139 165V164H138ZM217 165V164H216ZM225 165V164H224ZM73 166V165H71ZM104 166V167H105ZM230 166V165H229ZM31 167V168H30ZM77 167V166H76ZM118 167V166H117ZM136 167V166H134ZM219 166H217L218 168ZM252 167V166H251ZM261 167V166H260ZM30 168V169H29ZM47 168H49L47 166ZM72 167H70L71 169ZM101 168V167H100ZM113 168V167H111ZM137 168V167H136ZM182 168V167H181ZM186 168V167H185ZM255 168V167H254ZM42 169V168H41ZM51 169H54V167H52ZM55 169H60V168H55ZM123 169V168H122ZM140 169V167H139ZM234 169V168H233ZM253 169V168H252ZM76 171V169H74ZM108 170V171H106ZM184 170V169H183ZM190 170V169H189ZM224 170V169H223ZM255 170V169H254ZM262 170H263V167H262ZM261 170V171H262ZM72 171V169H71ZM139 171V170H138ZM144 171V170H143ZM231 171V170H230ZM234 171V170H233ZM260 171V170H259ZM260 171V172H261ZM57 172V171H56ZM55 174H58L59 172H57ZM61 172V171H60ZM191 173L193 171H190ZM205 172V171H204ZM255 172V171H254ZM258 172V171H257ZM9 173L11 174H14V177H10L9 176ZM82 173V171H81ZM179 173V171H178ZM177 173V174H178ZM184 173V172H183ZM217 173V172H216ZM256 173V172H255ZM60 174V173H59ZM66 174V173H65ZM70 174V173H69ZM67 174L66 176H63L61 178H55L53 180V183L55 186V184L58 186H60V190H62L63 192H73L75 191V177L72 176V175H69ZM188 174V173H187ZM194 174V173H193ZM206 174V172H205ZM34 175V174H33ZM119 175V174H118ZM190 175V174H189ZM215 175H219V174H215ZM233 175V174H232ZM257 175V174H256ZM60 176V175H59ZM185 176V174H184ZM204 176V175H203ZM214 176V175H213ZM212 176V178H213ZM261 176V175H259ZM50 177V176H49ZM174 177V175H173ZM181 177V176H179ZM178 177V178H179ZM183 177V175H182ZM207 177V176H206ZM216 177V176H215ZM257 177V176H256ZM47 178V177H46ZM84 178V177H83ZM193 177H191V180ZM199 178V177H198ZM203 178V177H202ZM211 178V177H210ZM225 178L226 175H225ZM233 178V177H232ZM110 179V178H109ZM240 179V177H239ZM48 180V179H47ZM60 180V181H59ZM117 180V179H115ZM190 180V179H189ZM195 180V179H194ZM212 180V179H210ZM216 180V179H215ZM220 180H222V176L220 178ZM242 180V179H241ZM240 180V181H241ZM118 181V180H117ZM128 181V180H127ZM198 181V180H197ZM202 181V180H201ZM214 181V180H213ZM225 181H228V180H225ZM231 181V180H230ZM36 182V181H35ZM34 182V183H35ZM51 182V181H50ZM105 182V181H104ZM114 182V181H112ZM111 182V183H112ZM185 182V181H184ZM45 183V182H44ZM126 183V182H125ZM196 183V182H195ZM208 183V182H206ZM231 186L232 183L229 182ZM238 183V182H237ZM236 183V184H237ZM16 184V187L13 186ZM122 184V183H121ZM130 185H132V182L129 183ZM164 184V183H163ZM172 184V183H171ZM189 184V183H188ZM226 184V183H225ZM228 184V183H227ZM258 184V183H257ZM46 185V183H45ZM203 185V184H202ZM213 185V184H212ZM229 185V186H230ZM239 185V184H238ZM253 185V184H252ZM256 185V184H255ZM32 186V185H31ZM30 186V187H31ZM98 186H101V185H98ZM103 186V185H102ZM108 186V185H107ZM114 186V185H113ZM180 186V185H179ZM185 186V185H184ZM183 186V187H184ZM187 186V184H186ZM195 186V185H194ZM206 186V185H204ZM211 186V184H210ZM224 186V185H223ZM242 186V184H241ZM44 188H46L48 191L49 188L48 187H45L43 186ZM39 188L37 189V193H40L41 191L44 190V188ZM196 187V186H195ZM227 187V186H226ZM254 187V186H253ZM256 187V186H255ZM88 188V187H87ZM91 188V187H90ZM95 188V187H94ZM98 188V187H97ZM101 188V187H100ZM108 188V187H106ZM114 188V187H113ZM123 188V187H121ZM139 188V187H138ZM171 188V187H170ZM185 188V187H184ZM204 188V187H203ZM202 188V189H203ZM210 188V187H209ZM208 188V189H209ZM220 188L221 185H220ZM225 188V187H224ZM232 188V187H230ZM230 188H226V190L230 189ZM248 188V187H247ZM250 188V187H249ZM135 189V188H134ZM193 189V188H192ZM199 189V188H198ZM201 189V190H202ZM205 189V188H204ZM215 189V188H214ZM254 189V188H253ZM91 191V189H89ZM99 190V189H98ZM182 190V188H181ZM187 190V189H185ZM197 190V189H195ZM194 190V191H195ZM210 190V189H209ZM231 190V189H230ZM236 190V189H235ZM237 190L238 191V196H237V203H235L237 206H241L242 203H240V205H238V203L240 202V200L242 199H246L250 202L253 201H257L259 198L260 199H264V194L263 196L259 195L260 193H258V189H254V190H249V189H243L242 187H239L237 186ZM35 191V190H34ZM53 191V190H52ZM134 191V190H133ZM140 191V189H139ZM144 191V190H143ZM151 191V190H150ZM168 191H169V188H168ZM172 191H174L172 189ZM96 192V191H95ZM113 192V191H112ZM183 192V190H182ZM192 192V191H190ZM189 192V193H190ZM231 192V191H230ZM235 192V191H234ZM263 192V191H262ZM36 193V192H35ZM44 193V192H43ZM72 193V194H73ZM161 193V192H160ZM168 193V192H167ZM201 193V192H200ZM225 193H227L225 191ZM42 194V193H41ZM101 194V192H100ZM103 194V192H102ZM151 194V193H149ZM148 194V196H150ZM156 194V193H155ZM164 194V192H163ZM171 194V193H170ZM193 194V192H192ZM198 194V192H197ZM208 194V192H207ZM223 194V193H222ZM236 194V193H235ZM56 195V194H55ZM59 195V194H58ZM74 195V194H73ZM76 195V194H75ZM94 195V194H92ZM97 196H99V193L95 194ZM94 195V196H95ZM125 195V194H124ZM129 195V194H128ZM181 195V194H180ZM203 195V194H202ZM206 195V194H205ZM211 195H214V194H211ZM42 196V195H41ZM60 196V195H59ZM57 196V197H59ZM164 196V195H163ZM169 196V195H168ZM192 196V195H191ZM86 197V196H85ZM144 197V196H143ZM176 197V196H175ZM200 196H198L197 198H199ZM235 197V196H234ZM28 198V209L32 211V208L31 207V204L35 203V202H38L40 203V199L42 197H39V195H33V193L29 194V196L27 197ZM66 198V197H65ZM84 198V197H83ZM82 198V200H84ZM146 198V197H145ZM149 198V197H148ZM167 198V196H166ZM195 197H193L194 199ZM211 198V197H210ZM229 198V197H227ZM226 198V199H227ZM233 198V197H232ZM86 199V198H85ZM147 199V198H146ZM153 199L155 200H158V199H161V196L160 195H156L155 197H153ZM168 199V198H167ZM180 199V198H178ZM177 199V201H178ZM184 199V197H183ZM196 199V198H195ZM206 199V198H205ZM234 199L236 198H233V201ZM63 201L64 200V197L62 199ZM146 201V202H149L147 205L148 207L151 209V210H155L156 212L160 211L162 212L161 214H163L164 216L166 215L167 217L169 216V209L166 208V207H162L160 206L159 204H157L156 202L157 201ZM192 200V199H191ZM190 200V201H191ZM197 200V199H196ZM200 200V199H199ZM222 201V199H220ZM58 201V200H57ZM67 201V199H66ZM70 201V200H69ZM183 201V200H182ZM181 201V202H182ZM189 201V199H188ZM198 201V200H197ZM196 201V203H197ZM204 201V200H203ZM224 201V199H223ZM231 201V200H229ZM261 201V200H260ZM259 201V202H260ZM264 201V200H263ZM53 202V201H52ZM226 202V201H225ZM228 202V201H227ZM244 202V201H243ZM42 203V202H41ZM63 203V202H62ZM61 203V205H62ZM143 203H145L143 201ZM142 203V204H143ZM168 203V202H166ZM165 203V204H166ZM183 203V202H182ZM190 203V202H189ZM194 202H192L193 204ZM204 203V202H203ZM220 203H223V202H220ZM161 204V203H160ZM185 204V202H184ZM198 204V203H197ZM251 204V203H250ZM249 204V205H250ZM258 204V203H257ZM261 204V203H260ZM37 205V203H36ZM42 205V204H41ZM40 205V206H41ZM65 206V204H63ZM205 205V204H204ZM207 205V204H206ZM205 205V206H206ZM220 205V204H219ZM227 205V204H226ZM230 205V204H229ZM244 205V204H243ZM248 205V207H250ZM255 205V204H254ZM142 206V205H140ZM172 206V205H170ZM175 207V204L173 205ZM187 206V205H186ZM196 206V205H195ZM223 206V205H222ZM233 206V205H232ZM236 206V208H237ZM262 206V205H260ZM31 207V208H30ZM39 207V205H38ZM45 207V206H44ZM62 207V206H60ZM144 207V206H143ZM181 207V206H180ZM183 207V206H182ZM197 207H200L199 205ZM195 207V208H197ZM234 207V206H233ZM255 207V206H254ZM259 207V206H258ZM41 208V207H40ZM179 208V207H178ZM219 208V207H217ZM216 208V209H217ZM251 208V207H250ZM25 209V208H24ZM34 209V208H33ZM42 209V208H41ZM78 209V208H77ZM75 208V210H73V212H71L74 217L76 218L78 216V214H80V212L78 213V210ZM83 209V208H82ZM174 209V208H173ZM180 209V208H179ZM183 209V208H182ZM210 209V208H209ZM221 210V208H219ZM228 209V208H227ZM234 209V208H232ZM241 209V208H240ZM259 209V208H258ZM62 210V209H61ZM150 210V211H151ZM201 210V209H200ZM49 211V209L47 210ZM51 211V210H50ZM63 211V210H62ZM87 211V210H86ZM153 211H151L152 213H154ZM172 211V210H171ZM179 211V210H178ZM182 211V210H181ZM189 212V210H187ZM217 211V210H216ZM230 211V210H229ZM233 211V210H231ZM239 211V210H237ZM241 211V210H240ZM257 211V210H255ZM259 211V210H258ZM261 211V210H260ZM38 212V210H37ZM68 212V211H67ZM150 212V213H151ZM176 212V211H175ZM185 212V211H184ZM215 212V211H214ZM218 212V211H217ZM226 212V211H225ZM228 212V211H227ZM16 213V212H15ZM20 213V212H19ZM181 213V212H180ZM193 213V212H191ZM205 213V212H204ZM221 213V212H220ZM237 213V212H236ZM239 213V212H238ZM26 214V213H25ZM38 214V213H37ZM160 214V215H161ZM177 214V212H176ZM196 214V213H195ZM203 214V213H202ZM215 214V213H213ZM219 214V213H218ZM222 214V213H221ZM229 214V213H228ZM240 214V213H239ZM35 214H33L34 216ZM41 215V214H40ZM45 215V214H44ZM152 215V214H151ZM156 215V214H155ZM182 215V214H180ZM186 215V214H185ZM192 215V214H191ZM198 215L201 216V214L198 213ZM207 215V214H206ZM249 215V214H247ZM20 216V215H19ZM29 216V215H28ZM43 215H41V218H42ZM52 216V215H51ZM50 216V217H51ZM199 216V217H200ZM212 216V215H211ZM221 216V215H220ZM229 216V215H228ZM231 216V215H230ZM233 213H232V217H233ZM80 217V215L78 216ZM159 217V216H157ZM166 217V219H167ZM170 217V216H169ZM206 217V216H205ZM239 217V216H237ZM246 217V216H245ZM260 217V216H259ZM21 218V217H20ZM52 218V217H51ZM201 218V217H200ZM219 218V217H217ZM228 218V217H226ZM224 218V219H226ZM2 219V218H1ZM10 219V218H9ZM32 219V218H31ZM50 219V218H49ZM48 219V220H49ZM68 219V218H67ZM169 219V218H168ZM167 219V221H168ZM220 219V218H219ZM222 219V217H221ZM61 220V219H60ZM59 220V221H60ZM209 220L211 219H208L206 218V221L209 222ZM215 220V218H214ZM229 220V219H228ZM240 220V219H239ZM37 221V220H36ZM58 221V222H59ZM63 221V220H62ZM68 221V220H66ZM102 221V220H100ZM171 221V220H170ZM8 222V221H7ZM41 222V221H40ZM61 222V221H60ZM64 222V221H63ZM200 222V221H199ZM221 222V221H220ZM242 222H243V219H242ZM27 223V221H26ZM38 223V222H37ZM54 223V222H53ZM66 223V222H65ZM175 223V222H174ZM211 223V222H210ZM226 223H229V222H226ZM18 224V223H17ZM33 224V222H32ZM48 224V223H47ZM64 224V223H63ZM62 224V225H63ZM69 224V223H68ZM5 225V224H4ZM30 225V223H29ZM40 225V224H39ZM54 225V224H53ZM52 225V226H53ZM61 225V224H60ZM216 225V224H214ZM218 225V223H217ZM228 225V224H227ZM28 226V225H27ZM56 226V225H54ZM53 226V227H54ZM172 226V225H171ZM175 226H178V224L176 223ZM183 226V225H182ZM208 226V225H207ZM213 226V225H212ZM222 226V225H221ZM219 226V227H221ZM25 227V225H24ZM30 227V226H29ZM60 227V226H59ZM68 227V226H67ZM66 227V228H67ZM104 227V226H103ZM173 227V226H172ZM21 228V227H19ZM49 228V227H48ZM56 228V227H55ZM81 224H77L76 223V226H75V234L76 236L79 235L78 232L80 231L81 232ZM97 228V226H96ZM101 228H102V225H101ZM100 228V229H101ZM178 228V227H176ZM204 228V227H203ZM208 228V227H207ZM228 228V227H227ZM4 229V228H3ZM30 229V228H29ZM104 229V228H102ZM106 229V227H105ZM104 229V230H105ZM185 229V228H184ZM206 229V228H205ZM218 229V228H217ZM49 230V229H48ZM97 230V229H96ZM99 230V229H98ZM101 231V238L100 240H93L92 242L97 243L99 245V243H101L99 245L100 246H103V248H107V247H111L113 244H112V239H115V237L112 235L111 232L105 230V231ZM210 230V229H209ZM221 230V229H219ZM50 231V230H49ZM111 231V229H110ZM115 231V230H114ZM173 231V230H172ZM188 231V230H187ZM33 232V230H32ZM39 232V231H38ZM48 232V231H46ZM52 232V231H50ZM95 232V231H94ZM203 232V231H202ZM206 232V231H205ZM222 232V231H221ZM225 232V231H224ZM49 233V232H48ZM63 233V232H62ZM98 233V232H97ZM211 233V231H210ZM117 234V232H116ZM203 234V233H202ZM216 234V233H215ZM214 234V235H215ZM221 234V233H220ZM34 235V234H33ZM50 235V234H49ZM52 235V234H51ZM61 235V234H60ZM154 235V234H153ZM206 235V234H205ZM41 236V235H40ZM47 236V235H46ZM66 236V235H65ZM81 236V234L79 235ZM117 236V235H116ZM119 236V235H118ZM218 236V235H217ZM53 237V235H52ZM57 237V235H56ZM55 237V239H56ZM60 237V236H59ZM87 237V236H86ZM47 238V237H46ZM68 238V237H67ZM29 239V238H28ZM39 239V238H38ZM54 239V240H55ZM168 239V238H167ZM49 240V239H48ZM59 240V239H58ZM57 240V241H58ZM85 239H83L82 241H84ZM215 240V239H213ZM220 241L222 239H219ZM45 241V240H44ZM56 241V240H55ZM69 241V240H68ZM71 241V240H70ZM80 242L81 244L83 242ZM90 241V240H89ZM121 241V239H120ZM217 241V240H216ZM218 241V242H220ZM224 241V240H223ZM19 242V241H18ZM40 242V241H39ZM48 242V241H47ZM67 242V240H66ZM115 242V241H114ZM21 243V242H20ZM44 243V242H43ZM78 243V242H77ZM76 243V244H77ZM86 243H89V242H86ZM122 243V242H121ZM213 243V241H212ZM25 244V243H24ZM38 244V243H37ZM49 244V243H48ZM60 244V243H59ZM63 244V242H62ZM65 244V243H64ZM76 244H75V247H76ZM227 244V243H226ZM70 245V244H69ZM214 245V243H213ZM231 245V244H230ZM41 246H43V244H41ZM61 246V245H60ZM68 246V245H67ZM66 246V247H67ZM86 246V245H84ZM87 246H89L87 244ZM93 246V245H91ZM95 246V245H94ZM93 246V247H94ZM117 246V245H116ZM224 246V244H223ZM38 247V246H37ZM54 247L56 248V246L54 245ZM58 247V246H57ZM65 247V248H66ZM73 247V246H72ZM220 247V246H219ZM222 247V246H221ZM22 248H23V245H22ZM74 248V247H73ZM97 248V247H96ZM223 248V247H222ZM221 248V249H222ZM53 249V248H52ZM70 249V248H69ZM69 249H67V252H69ZM90 249V248H89ZM217 249V248H216ZM20 250V249H19ZM47 250V249H46ZM55 250V249H54ZM57 250V249H56ZM59 250V249H58ZM88 250V249H86ZM91 250V249H90ZM113 250V249H112ZM224 250V249H223ZM232 250V249H231ZM9 251V250H8ZM60 251V250H59ZM212 251V250H211ZM24 252V251H23ZM41 252V251H40ZM61 252V251H60ZM77 252V251H76ZM75 252V253H76ZM217 252V251H216ZM56 253V252H55ZM103 253V252H102ZM106 253V252H105ZM204 253V252H203ZM201 253V254H203ZM210 253V252H209ZM219 252H217L216 254H218ZM34 254V253H33ZM44 254V253H43ZM46 254V252H45ZM70 254V253H69ZM80 254V253H79ZM107 254V253H106ZM208 254V253H207ZM213 254V252H212ZM32 256V254H29ZM41 255V254H40ZM39 255V256H40ZM54 255V254H53ZM71 255V254H70ZM206 255V254H205ZM17 256V255H16ZM45 256V255H44ZM56 256V254H55ZM55 256H53L52 258H54ZM73 256V255H72ZM214 256V255H213ZM218 258L216 259V261H214V263H207V264H264V249L262 250H245V251H239V252H220L218 255ZM96 257V255H95ZM94 257V258H95ZM116 257V256H115ZM28 258V256H27ZM41 257H39L38 259H40ZM46 258V257H45ZM44 258V259H45ZM70 258V256L68 257ZM88 258V257H87ZM90 258V257H89ZM111 258V257H110ZM203 258V257H202ZM214 258V257H213ZM37 259V258H36ZM48 259V258H47ZM91 259V258H90ZM106 259V258H105ZM224 259V260H223ZM64 260V259H63ZM95 260V259H94ZM92 260V262L94 261ZM100 260V258H99ZM205 260V259H204ZM55 261V260H54ZM69 261V260H68ZM98 261V260H97ZM118 261V260H117ZM23 262V261H22ZM33 262H36L35 260ZM38 262V260H37ZM86 262V260H85ZM91 262V261H90ZM91 262V263H92ZM114 262V261H113ZM116 262V261H115ZM119 262V261H118ZM203 262V261H202ZM21 263V262H20ZM54 263V262H53ZM70 263V261H69ZM68 263V264H69ZM81 263V262H80ZM101 263V262H100ZM14 264V263H13ZM33 264V263H32ZM34 264H37V263H34ZM42 264V263H41ZM71 264V263H70ZM75 264V263H74ZM87 264V263H86ZM94 264V263H93ZM202 264V263H201Z\"/></svg>", "mask_w": 264, "mask_h": 264}]
</instances>
